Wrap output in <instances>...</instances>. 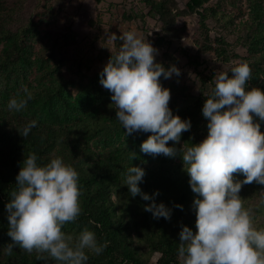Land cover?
Instances as JSON below:
<instances>
[{"label":"clouds","instance_id":"clouds-1","mask_svg":"<svg viewBox=\"0 0 264 264\" xmlns=\"http://www.w3.org/2000/svg\"><path fill=\"white\" fill-rule=\"evenodd\" d=\"M109 39L122 43L103 66L100 83L110 90L125 135L149 132L140 145L144 153L175 155V143L167 142L180 141L182 133L191 128V119L173 113L170 88L160 77L179 76L181 69L157 61L158 48L134 29L119 35L113 32ZM251 75L246 61L216 71L214 87L202 105L207 135L179 149L189 184L198 194L191 205L196 230L185 224L179 232L181 264H264V227L254 223L252 208L245 207L240 196L243 184L264 185V131L254 120V115L264 120V88L248 86ZM23 92L9 99L10 110L24 109L33 98L27 86ZM37 123L30 120L20 134L27 136ZM238 172L243 179L234 177ZM145 174L143 167L132 164L123 184L132 196L140 194L150 201L144 207L154 217L170 218L171 209L154 198L159 190L150 195L141 189L139 182ZM78 181L79 172L62 157L41 164L36 152L27 154L5 204L11 242L4 252L11 254L16 246L35 250L45 264L50 259L57 264H86L89 253L100 254L108 241L99 242L93 230L85 227L73 234L62 229L82 211ZM262 206L264 198L256 205Z\"/></svg>","mask_w":264,"mask_h":264},{"label":"rangeland","instance_id":"rangeland-1","mask_svg":"<svg viewBox=\"0 0 264 264\" xmlns=\"http://www.w3.org/2000/svg\"><path fill=\"white\" fill-rule=\"evenodd\" d=\"M187 1L5 0L0 3V56L9 37L6 32L19 28L24 32L33 60L27 77L30 84L36 86L38 79L45 81L51 75L68 79L71 85L67 96L74 102L80 86L103 88L110 109L104 126L87 137L91 148L89 161L104 159L109 148L118 147L128 154L132 142H138L140 147L149 132L141 130L125 135L110 90L100 83V73L109 55L122 43L111 41V33L119 35L134 29L158 48L157 61L165 67L176 64L181 69L179 76L160 77L161 83L170 88L172 106L185 107L196 98L207 96L210 92L207 76L215 82L217 70L229 69L240 61L248 62L252 69L248 86L264 84V0H202L198 12L189 11ZM157 35L166 41L159 45ZM17 75L12 73L8 79L0 69V87L9 89L13 84L18 89ZM8 101H4L7 110ZM93 104H98V100ZM260 123L264 131V120ZM167 143H175L177 153L172 156L145 153L139 165L145 169L144 178L161 171L189 178L179 152L185 146L183 141ZM244 195L260 222L259 227H264V206L256 207L264 198V188L251 184ZM3 213L0 210V219ZM159 256L157 252L151 254L147 264H155Z\"/></svg>","mask_w":264,"mask_h":264},{"label":"trees","instance_id":"trees-1","mask_svg":"<svg viewBox=\"0 0 264 264\" xmlns=\"http://www.w3.org/2000/svg\"><path fill=\"white\" fill-rule=\"evenodd\" d=\"M4 1L0 0V3ZM201 5L202 0L186 2L189 11H198ZM204 19L205 16L201 22ZM6 33L9 37L0 56V69L8 79L17 72L19 88L13 84L9 89L0 87V210L4 212L0 219V264H45L37 259L35 250L28 252L16 246L11 254L4 252L11 242L4 203L16 187V174L24 157L33 151L37 153L38 163H47L54 156H60L79 172L82 211L76 220L66 222L62 229L74 234L87 227L95 232L99 242L108 241L100 254L89 253L86 264H147L150 255L156 252L160 256L155 264H181L178 251L181 227L186 224L196 230V213L191 205L198 194L193 192L189 178L161 171L139 182L141 189L150 195L159 190L155 200L163 201L171 209L170 218L154 217L144 207L150 201L140 194L132 196L128 186L123 184L127 169L132 164L139 166L144 158L145 153L138 142H132L128 154L118 147L109 148L104 159L89 161L91 148L87 137L104 126V118L110 109L106 91L96 85L80 86L74 102L67 96V88L71 85L68 79L51 75L45 81L38 79L36 86L30 84L27 77L33 60L24 32L17 28ZM165 41L163 36L157 35L159 45ZM194 64L199 65L198 62ZM207 79L210 94L215 82L209 76ZM21 85L33 92V98L20 111L7 110L4 101L25 95ZM257 86L264 88V84ZM205 98L198 97L185 107L169 104L173 113L191 119V128L181 135L185 146L199 142L207 135V118L202 114ZM95 100L98 104H93ZM32 119L38 121L37 125L27 136H22L19 131L22 132L23 126ZM254 120L261 122L255 115ZM234 177L243 179V173H234ZM251 184L255 188L261 185L255 181L242 185L240 196L245 207H248V197L244 194ZM177 204L183 207H177ZM253 219L259 227L256 216ZM48 264L57 262L50 259Z\"/></svg>","mask_w":264,"mask_h":264},{"label":"water","instance_id":"water-1","mask_svg":"<svg viewBox=\"0 0 264 264\" xmlns=\"http://www.w3.org/2000/svg\"><path fill=\"white\" fill-rule=\"evenodd\" d=\"M197 12H198V11H197ZM199 14H200V17H202V13L200 12Z\"/></svg>","mask_w":264,"mask_h":264}]
</instances>
